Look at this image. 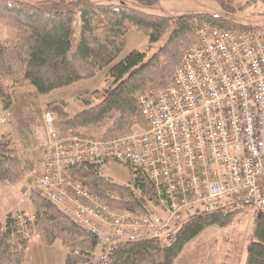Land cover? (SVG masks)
I'll return each instance as SVG.
<instances>
[{
  "label": "built area",
  "instance_id": "built-area-1",
  "mask_svg": "<svg viewBox=\"0 0 264 264\" xmlns=\"http://www.w3.org/2000/svg\"><path fill=\"white\" fill-rule=\"evenodd\" d=\"M135 100L147 128L113 140L62 135L54 113L42 115L47 149L22 197L60 206L95 238L82 264H108L116 248L130 243L170 245L192 218L264 212V25L242 32L202 27L172 84ZM108 163L145 176L161 215L112 212L65 172ZM17 219L29 239L34 217Z\"/></svg>",
  "mask_w": 264,
  "mask_h": 264
},
{
  "label": "trees",
  "instance_id": "trees-1",
  "mask_svg": "<svg viewBox=\"0 0 264 264\" xmlns=\"http://www.w3.org/2000/svg\"><path fill=\"white\" fill-rule=\"evenodd\" d=\"M136 2L148 6L154 0ZM0 23L14 32L11 40L0 42V99L4 109L11 104L12 88L30 86L38 94L48 95L95 79L106 70L105 85L83 94L95 103L84 98L87 107L72 116L61 105L46 109L56 113L63 134L108 125L103 140L130 135L133 127L147 128L135 94L147 87L170 86L182 53L202 27L235 32L252 29L209 14L181 15L171 25L166 17L126 6L94 5L89 0L46 1L39 5L0 0ZM130 31L144 35L149 46L168 36L149 58L138 51L123 56V38ZM15 152L7 139H0V184H14L22 176ZM99 169L100 165L95 164L77 165L65 172L113 212L143 213L150 205H157L153 186L145 176L128 168L129 184L116 185L103 178ZM29 201L34 221L28 230L46 245L59 239L70 251L64 264H82L86 254L94 250L95 238L53 203L36 195ZM235 215L192 218L177 231L172 244L157 240L126 244L116 248L108 264H174L184 247L204 229L223 227ZM26 247L17 216L7 215L0 230V264H22ZM244 264H264V212L254 226Z\"/></svg>",
  "mask_w": 264,
  "mask_h": 264
},
{
  "label": "rangeland",
  "instance_id": "rangeland-1",
  "mask_svg": "<svg viewBox=\"0 0 264 264\" xmlns=\"http://www.w3.org/2000/svg\"><path fill=\"white\" fill-rule=\"evenodd\" d=\"M10 1L23 2L29 5H39L40 3L46 1L68 2L70 0ZM89 1L94 5L126 6L136 8L149 15L166 17L170 20L171 25L179 16L187 14L216 15L230 22L252 28L264 25V0H154V2L148 6L139 5L136 0ZM167 36L168 34L164 35L158 43L150 46L146 41L137 48V51L145 53L146 58H149L164 44ZM13 37V30L0 23V42L11 40ZM194 38H192V41ZM185 52L186 51L182 54ZM125 54L126 52H124L123 56ZM105 79L106 70L98 73L95 79L78 83L77 85L69 88L56 90L48 95H40L30 86L12 88V100L7 109H4L0 99V139H7L10 143V147L16 151V157L20 162V169L22 171V176L18 182L9 185L0 184V230L7 215L19 216L23 213L20 214L18 211L23 210L25 212L28 210L25 205L26 202H29V199L21 198V192L27 183H29L30 179L34 175V172H38L40 170V166H37L38 161L47 149V136L42 122V115L44 111L48 108L50 109L53 105H61L69 116L74 115L87 107L84 103V101H86L85 99L89 100L92 104L95 103L93 99L83 96V93H85L84 90H81L84 92L80 94V96L75 94L76 90L78 88L87 89L90 87H94V90H99L105 85ZM151 90L160 89H151L147 87L144 90L137 92L134 98L136 99L138 95ZM61 96H67L64 103L61 101L54 102L55 99L61 98ZM48 100L54 101H50L49 103ZM53 113L57 124L60 127L59 118L55 112ZM107 128L108 125L103 124L98 128L80 131H83L82 133L85 132L84 134H86V136L103 139L106 135ZM141 131H143L142 127H133L131 134L139 133ZM99 170L100 175L113 184H129L130 171L123 165L118 163L102 164L100 165ZM16 204H19L18 209H15L13 212H8L9 209ZM55 206L59 210L60 206ZM148 208L150 212L155 215H161L158 205H150ZM258 217L259 214H256L253 217L248 216V218L243 215H235L228 221V224L223 227L210 226L204 229L184 247L174 264H199V260L205 264H212L210 262L215 259L219 261V264L222 260H228L231 262L234 261L235 264L241 262L246 258L248 247L252 243V233ZM29 230L31 237L25 240L27 241V244L28 241L36 235L34 231L31 229ZM36 236L39 238L38 235ZM55 241L59 242V246L61 247L60 249H57L56 253H63L64 251L67 255L68 252H70L68 249L64 248L59 239H56ZM157 241L160 242L159 240ZM54 242L49 245L41 243L46 247H50ZM47 250L49 254L52 252V255H54L53 247ZM76 251L77 250H75V252ZM25 252L23 256V263Z\"/></svg>",
  "mask_w": 264,
  "mask_h": 264
},
{
  "label": "crops",
  "instance_id": "crops-1",
  "mask_svg": "<svg viewBox=\"0 0 264 264\" xmlns=\"http://www.w3.org/2000/svg\"><path fill=\"white\" fill-rule=\"evenodd\" d=\"M123 41L125 44V52L129 53L132 51H137V48L139 46H141L147 40H146V37L144 35L139 34L135 31H130L124 36ZM75 85H77V84H75ZM72 86H74V85H72ZM93 88L94 87H90L87 89L78 88L76 90L75 94L77 96H80V94H82L84 91H85V93H83V94L90 93V92H92V90L94 91ZM81 90H84V91L82 92ZM95 90H97V89H95ZM78 91H80V92H78ZM66 98H67V96H64V97L61 96V98H57V99H55V97H54L55 101L54 100H48V102L50 103V101H52V102L53 101L54 102H60L61 101L64 103L66 101ZM18 206H19V204L14 205L11 209H9L8 212H13L15 209H18ZM25 207H27V209H28L27 211H25V212L23 210H21V211L17 210V211L20 214L23 213V214L34 215V211H33V208H32L30 201L26 202ZM34 239H36V240H34ZM52 247L54 248V252H53L54 255H52V252L49 254V252L47 250V249H51ZM60 248L61 247L59 246V242H57V241H55L50 247L44 246L40 242L39 238L35 235L28 241L23 264H64L65 259H66L65 252L63 251V253H56L57 249H60ZM244 262H245V259H243L241 262L236 263V264H244ZM210 263L219 264V261L215 259V260H212ZM199 264H205V263H203L202 261L199 260ZM220 264H235V262L234 261L231 262L228 260L227 261L222 260L220 262Z\"/></svg>",
  "mask_w": 264,
  "mask_h": 264
},
{
  "label": "bare ground",
  "instance_id": "bare-ground-1",
  "mask_svg": "<svg viewBox=\"0 0 264 264\" xmlns=\"http://www.w3.org/2000/svg\"><path fill=\"white\" fill-rule=\"evenodd\" d=\"M188 221V220H187ZM177 233V232H176ZM176 235V234H175ZM175 239V238H174ZM148 241H150V240H148ZM144 242H146V241H144Z\"/></svg>",
  "mask_w": 264,
  "mask_h": 264
}]
</instances>
